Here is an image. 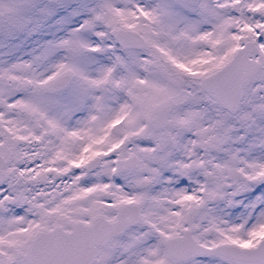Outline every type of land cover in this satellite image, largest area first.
Listing matches in <instances>:
<instances>
[{"label":"snow or ice","instance_id":"obj_1","mask_svg":"<svg viewBox=\"0 0 264 264\" xmlns=\"http://www.w3.org/2000/svg\"><path fill=\"white\" fill-rule=\"evenodd\" d=\"M0 264H264V0H0Z\"/></svg>","mask_w":264,"mask_h":264}]
</instances>
